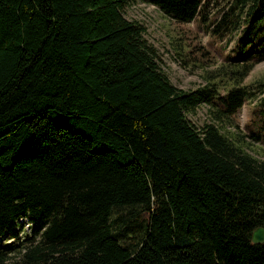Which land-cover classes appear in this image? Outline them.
<instances>
[{"label": "trees", "instance_id": "16d2710c", "mask_svg": "<svg viewBox=\"0 0 264 264\" xmlns=\"http://www.w3.org/2000/svg\"><path fill=\"white\" fill-rule=\"evenodd\" d=\"M133 1L180 22L208 2L0 0V238L29 224L15 259L0 245V264H264V241H250L264 227V160L243 148L264 141V87L246 133L224 129L254 94L239 82L264 60V0H239L221 94L212 79L169 81L123 16ZM201 104L210 122L198 127L188 115ZM123 207L131 226L112 216Z\"/></svg>", "mask_w": 264, "mask_h": 264}, {"label": "rangeland", "instance_id": "374dc122", "mask_svg": "<svg viewBox=\"0 0 264 264\" xmlns=\"http://www.w3.org/2000/svg\"><path fill=\"white\" fill-rule=\"evenodd\" d=\"M240 12L239 0H208L203 17L197 15L189 22H180L164 15L149 3L133 1L124 7L123 16L144 27V37L160 56V67L173 85L188 90L212 79L210 82L221 94L234 84L229 69H233L235 65L232 46L239 32L236 17ZM220 21L227 24L221 36L219 33L222 26H217ZM240 24L239 22L238 25ZM239 85L254 94L246 98L229 119H226L224 129L228 134L246 133L245 124L248 123L252 110L258 105L264 87V60L253 63ZM188 118L198 127L210 122L208 106L198 105L195 113L188 115ZM244 140L245 151L264 160V141H253L249 137ZM114 215L120 216V227L132 225L133 217L129 208H116L112 216ZM25 220L24 217L17 220L18 238L12 240L7 235L0 238V245L12 243L9 261L15 259L18 251L24 247V235L29 231V224ZM131 229L124 239L125 242L138 240L139 231L136 227Z\"/></svg>", "mask_w": 264, "mask_h": 264}, {"label": "water", "instance_id": "95a60500", "mask_svg": "<svg viewBox=\"0 0 264 264\" xmlns=\"http://www.w3.org/2000/svg\"><path fill=\"white\" fill-rule=\"evenodd\" d=\"M252 243H261L264 241V227H256L250 235Z\"/></svg>", "mask_w": 264, "mask_h": 264}, {"label": "built area", "instance_id": "2783aa9c", "mask_svg": "<svg viewBox=\"0 0 264 264\" xmlns=\"http://www.w3.org/2000/svg\"><path fill=\"white\" fill-rule=\"evenodd\" d=\"M157 7V6H156Z\"/></svg>", "mask_w": 264, "mask_h": 264}]
</instances>
